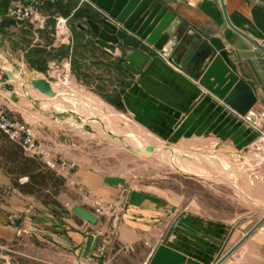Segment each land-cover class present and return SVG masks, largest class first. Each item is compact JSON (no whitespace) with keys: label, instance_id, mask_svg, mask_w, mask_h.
Masks as SVG:
<instances>
[{"label":"crops","instance_id":"1","mask_svg":"<svg viewBox=\"0 0 264 264\" xmlns=\"http://www.w3.org/2000/svg\"><path fill=\"white\" fill-rule=\"evenodd\" d=\"M86 1L57 0L22 26L20 29L25 27L23 31H30L34 39L31 46L34 50L24 53L23 60L32 54L34 61L30 65L48 75L50 70L58 68L59 62V72L65 69V62L69 63L77 81L109 89L123 111L145 130L168 142L208 140L224 144L233 152L255 145L256 155L264 153L263 142L257 140L261 135L260 127L235 113L161 55L154 53L135 79L122 72L121 52L115 55L99 46L94 36L81 29L85 17L80 13L90 10L94 15L98 12L95 5ZM157 2L181 20L175 32L179 45L177 62L185 66L202 41L221 40L234 72L249 84L258 99L251 118L264 112V0H223L230 23L247 38L229 26L221 0ZM10 4V0H0V29L3 31L15 26L8 16ZM61 16L74 17L77 34L73 33L70 23L72 47L56 46V19ZM42 53L46 56L61 53L65 58L59 61L51 56L53 61L44 60L40 58ZM0 65L8 70L7 62L0 59ZM263 163L261 159L259 164ZM78 167L73 179L103 203L114 205L102 216L94 214L98 218L96 224L65 210L61 203L47 204L21 192L10 177L0 176V245L4 248L0 253L1 264H12L11 254L23 252L36 260L44 257V251L56 259L72 262L150 264L175 223L168 247L201 264H215L222 254H215L222 236L213 237L206 229L208 220L179 210L177 204L165 196L131 186L126 181H116L96 169ZM77 205L90 210L83 203L74 202L73 206ZM219 232L223 230L219 228ZM49 261L48 264L56 263L52 257Z\"/></svg>","mask_w":264,"mask_h":264},{"label":"rangeland","instance_id":"2","mask_svg":"<svg viewBox=\"0 0 264 264\" xmlns=\"http://www.w3.org/2000/svg\"><path fill=\"white\" fill-rule=\"evenodd\" d=\"M73 19L74 17L71 21ZM71 21V29L73 33L77 34L75 20ZM24 28L20 30L8 28L4 31L0 29V59L8 63V70L0 65V104L12 116L33 126L40 142L55 149L53 156L56 167L51 168L44 162L27 155L17 143L12 142L0 132V176L10 177L16 189L34 195L47 204L61 203L69 212H72L74 202L78 201L89 207L91 210L89 212L94 215V210L82 198L80 188L84 192L88 190L78 182L77 185H73L71 180L74 172L79 168L78 166L96 169L116 181H126L131 186L165 196L175 202L179 210H186L196 214L200 219L208 220L206 229L213 234L214 238L218 235L222 236L219 241L220 246L215 253L219 255V252H222L217 261L228 254L264 218V202L257 198L255 193H252V197L249 196L244 190L249 188L242 186V181L236 183L237 186L232 183L220 184L211 179L179 170H171L166 161L143 157L124 149L113 152L115 144L112 141L91 136L83 131L78 124L60 126L58 124L60 116L42 117L45 114L36 103L33 101L23 103L21 98L27 101L32 96L30 95L32 92L13 91L5 88L4 85L21 84L24 88L28 86L27 88L38 92L31 84L32 80L41 78L48 81L49 84L58 83L57 85H60L69 74L81 91L99 97L122 115L131 119L133 125L138 124L127 112L119 110L112 104L117 102L109 89H102L99 86L92 87L87 81L83 83L77 81L74 73L70 70L69 63L65 62V69L61 72H59L60 62L57 64L58 68L50 70L49 75L37 72L30 65L34 61L32 54H28L25 60L22 58L24 53L34 50L31 48L34 45L33 36L30 31H23ZM51 56L59 61L65 58V55L61 53L48 56L42 53L40 58L51 60ZM8 74L11 75V80H8ZM1 80H8V82L4 84ZM16 86L20 87V85ZM157 137L168 147L180 146L186 142L208 141L198 139L175 144ZM207 147L204 150L198 148V151L205 152L207 155L214 153L215 157H219L220 160L229 158L240 164H245L247 158H250L251 161L255 160L257 167L252 171L254 175H251V184H253L254 190L257 189V185H264V163L259 164L262 158L261 154L256 155L255 145L242 152H233L221 143ZM69 170L71 171L70 177H68ZM242 193L258 202L249 201ZM66 204L70 205V209L66 208ZM219 228L223 232H219ZM173 236L174 231L171 239ZM3 250V246L0 245V253ZM43 253L44 257H39L36 260L23 252L20 255L11 254V263L48 264L50 263L49 257H52L55 260L53 262H56L54 264H89L88 262L56 259L53 254L47 251ZM226 262L225 264H264V224Z\"/></svg>","mask_w":264,"mask_h":264},{"label":"water","instance_id":"3","mask_svg":"<svg viewBox=\"0 0 264 264\" xmlns=\"http://www.w3.org/2000/svg\"><path fill=\"white\" fill-rule=\"evenodd\" d=\"M88 1L95 5L98 12L92 15L90 10H86L88 17L84 18L81 29L94 36L99 46L115 55L121 52L120 70L130 78L135 79L142 74L154 53L161 55L235 113L256 123L251 115L258 99L249 84L234 72L230 55L221 40L202 41L196 54L182 66L176 60L179 45L178 35H175L181 20L157 0ZM221 2L229 26L246 37L232 26L223 0ZM8 78L11 80L10 74ZM8 80L1 81L6 84ZM31 84L41 93H48L50 89L48 81L44 79L32 80ZM72 213L91 224L98 222L95 215L80 206H75ZM263 224L264 218L216 264H224ZM175 227L176 223L150 264H201L167 246Z\"/></svg>","mask_w":264,"mask_h":264},{"label":"bare ground","instance_id":"4","mask_svg":"<svg viewBox=\"0 0 264 264\" xmlns=\"http://www.w3.org/2000/svg\"><path fill=\"white\" fill-rule=\"evenodd\" d=\"M57 84H49L48 93L32 91L27 88L28 86L24 88L21 84L11 85L12 87L4 85V87L13 91L32 92L29 100L25 101L21 98L23 103H31V101L36 103L45 114L42 117L60 116L58 120L60 126L78 124L91 136L112 141L115 144L113 152L124 149L143 157L166 161L171 170L190 173L220 184L236 185L242 181V186L249 188L242 187L249 196L252 197V193H255L257 198L264 202V185H257V189L254 190L251 184V175H254L252 171L257 167L255 160L251 161L247 158L245 164H240L229 158L220 160L211 152V155H207L198 151V148L204 150L207 146H215V142L212 141L186 142L180 146L168 147L165 142L140 125H133L131 119L99 97L81 91L69 74L62 84ZM261 158L264 159V153ZM242 195L245 196L244 193ZM245 197L251 201V198ZM241 198L244 200L243 197Z\"/></svg>","mask_w":264,"mask_h":264},{"label":"built area","instance_id":"5","mask_svg":"<svg viewBox=\"0 0 264 264\" xmlns=\"http://www.w3.org/2000/svg\"><path fill=\"white\" fill-rule=\"evenodd\" d=\"M11 4L8 9V16L14 22L13 29H20L26 23L32 21L38 14H40L49 4H56L57 0H10ZM84 1V0H83ZM86 1V0H85ZM87 2V1H86ZM94 6V5H92ZM94 8H96L94 6ZM97 9V8H96ZM74 16V15H73ZM71 17H58L56 19V30L54 34L57 47L61 46H73L70 32ZM256 123H253L256 127H260L261 135L259 140L264 144V112L256 114L253 117ZM0 132L3 133L9 140L17 143L24 152L32 158L44 162L47 166L55 168L54 162V149L48 145L40 142L37 132L33 126L20 120L19 118L12 116L4 107L0 104ZM69 169V168H67ZM72 169V168H71ZM70 169V170H71ZM68 171V177L71 175V171ZM1 174V172H0ZM71 183L77 185V181L72 179ZM82 198L88 203V205L94 210V214L102 216L106 212L114 208L113 204H105L99 198H97L92 192H84L80 188ZM67 209H70V205H65Z\"/></svg>","mask_w":264,"mask_h":264},{"label":"trees","instance_id":"6","mask_svg":"<svg viewBox=\"0 0 264 264\" xmlns=\"http://www.w3.org/2000/svg\"><path fill=\"white\" fill-rule=\"evenodd\" d=\"M80 16L81 17H88L86 14H85V12H81L80 13ZM115 107H117L119 110H121V111H123V107L120 105V104H118V103H112Z\"/></svg>","mask_w":264,"mask_h":264},{"label":"flooded vegetation","instance_id":"7","mask_svg":"<svg viewBox=\"0 0 264 264\" xmlns=\"http://www.w3.org/2000/svg\"><path fill=\"white\" fill-rule=\"evenodd\" d=\"M113 53V52H112ZM114 54V53H113Z\"/></svg>","mask_w":264,"mask_h":264}]
</instances>
